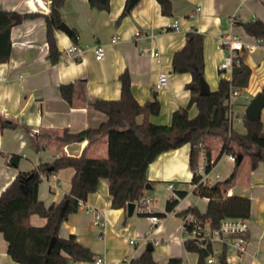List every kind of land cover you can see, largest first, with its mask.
Instances as JSON below:
<instances>
[{"label":"crops","instance_id":"0c3cea01","mask_svg":"<svg viewBox=\"0 0 264 264\" xmlns=\"http://www.w3.org/2000/svg\"><path fill=\"white\" fill-rule=\"evenodd\" d=\"M138 1L127 12L126 0H111L107 9L91 7L88 0H65L60 8L61 16L70 29L76 30L77 36L73 41L70 33L60 29L55 32L60 55L54 64L47 56L49 47L45 41L43 15L24 18L11 28L10 56L8 61L0 63V117L15 122L17 126L0 128V193L19 171H29L40 162L51 163L61 155L78 156L82 152L91 158L106 157L105 135L92 142L84 139L69 143H61L56 135L64 129L78 132L104 122L107 114L87 103L95 98L117 99L120 95L118 76L123 70L128 71L131 91L140 104L153 95L159 99V113L150 116L149 120L170 124L172 112L188 103L190 93L185 85L191 79L189 73L172 71V55L183 46L185 33L192 28L203 35L204 77L210 90L218 86L220 77L230 75L229 72L222 75L217 70L224 56V52L218 49L219 36L230 32L242 37L244 47L239 56L250 68L247 87L239 94L248 102L243 95L252 98L262 91L264 47L258 45L255 51L248 50V46L256 43V37L246 33L239 22L255 18L264 21V0H172V15H163L156 0ZM49 3L50 0H0V8L21 14H46L50 10ZM123 9L126 13L120 17ZM173 21L177 22L176 29L168 26ZM115 35L119 36V41L112 43L110 40ZM98 43L104 48L102 60L94 57V46ZM72 44L81 48L79 55L66 52ZM161 72L168 74V84L156 89L154 84ZM69 82L75 84L72 105L58 89L59 84ZM196 112L195 105H191L189 115L194 116ZM262 115L264 107L260 119ZM262 122L264 131V120ZM233 124L235 126L236 122ZM207 143L211 158L215 159L222 151V144H216L211 138ZM189 150V143H184L163 151L147 167L150 188H145L144 196L153 198L156 186L162 183L166 186L168 182L178 190H186L183 197H177L178 203L171 211L165 210V202L162 207H157L153 199V213L163 214L157 215V224H152L149 215L140 212L138 202H135L131 215H128L127 206L111 207L108 179L99 178L96 189L86 196L78 209L61 220L58 235L67 237L73 234L76 241L102 258L100 264H140L133 260L145 251L148 242L154 240L158 242L152 244V256L157 264H165L172 256H180L183 264H197V254L187 251L183 245L186 236L183 217L176 214L188 206H195L203 212L209 200L193 192ZM11 154L20 156L17 167L7 163ZM218 160L209 171L211 183L219 180L218 174L211 176ZM238 167L226 194L244 195L251 200L247 218L249 229L246 250L237 253L229 245L230 258L227 261L229 264H263L264 165L258 162L251 169L249 156L244 155ZM231 170L225 172L222 180ZM73 174L74 168L65 167L43 176L38 185V198L46 207L57 204L69 192ZM97 212L106 216L102 225L94 223ZM29 222L40 226L45 223V218L32 213ZM146 234L150 239L144 242ZM130 238L135 242L130 244ZM214 246L221 247L217 243ZM0 264H22L8 254L7 241L1 232ZM68 264L97 263L79 261Z\"/></svg>","mask_w":264,"mask_h":264},{"label":"trees","instance_id":"16d2710c","mask_svg":"<svg viewBox=\"0 0 264 264\" xmlns=\"http://www.w3.org/2000/svg\"><path fill=\"white\" fill-rule=\"evenodd\" d=\"M111 0H88L91 7L107 9ZM129 0H126V6ZM163 15H172V0H156ZM65 0H50V10L46 14L39 12L18 13L15 10L0 8V63L6 62L10 56V30L24 18L43 15L46 25V44L48 59L54 64L59 60L60 51L56 45L55 32L63 21L60 8ZM123 9L121 16L125 15ZM18 17V18H17ZM246 33L264 42V21L255 18L240 21ZM76 30L71 29L70 37L76 41ZM203 35L192 28L185 33L183 46L172 55V71L189 73L191 79L185 88L189 90L188 103L172 112L170 124L154 123L149 120L160 110L159 99L155 95L140 104L131 91L130 75L123 70L118 79L120 81V95L117 99L95 98L87 105L103 111L107 119L99 126L85 128L78 132L62 130L56 139L61 143L73 141L88 142L105 135L107 142V156L91 158L82 152L78 156L61 155L51 163L40 162L29 171H19L10 184L0 193V232L7 241V252L14 261L22 264H68L70 262H94V254L87 246L76 241L73 234L67 237L58 235L60 222L68 214L75 212L86 196L96 189L99 178L108 179V190L111 196V207L125 208L129 202H138L144 196L145 185L148 181L146 170L148 165L163 151L189 143L188 164L192 172L190 182L196 184L198 178L194 172L199 144L207 150L210 158L207 169L210 170L224 152L236 154V160L230 174L223 180L211 184L194 186L193 192L207 197L206 209L200 212L195 206H188L177 211L181 217L191 215L199 222H207L209 227L215 228L224 217L249 218L250 199L244 195L226 194L236 175L238 165L244 155L250 159L253 169L262 162L264 165V131L262 119H246L242 115L241 129H237L228 119L231 105L228 101L232 89L242 90L247 87L250 76L248 65L240 61L231 70L230 78L220 77L216 88L208 95L199 94V78L204 75ZM74 82L59 84L60 95L72 103ZM264 91V84L262 87ZM195 105L197 112L189 115V108ZM141 118L138 120V118ZM17 124L9 119L0 117V128L12 127ZM219 137L222 148L215 159L211 158L207 140L209 137ZM236 143L240 150L233 148ZM241 156L238 162V156ZM20 156L11 154L7 163L17 167ZM65 167L74 168L69 192L57 204L48 207L38 198V185L43 176L56 172ZM179 197L186 194V190L176 189ZM178 198H167L165 210L171 211L178 203ZM66 201L63 215L60 209ZM35 213L45 218L40 226L29 222L30 214ZM162 216V213H153ZM147 215V214H144ZM186 230L192 225L184 223ZM185 230V232H186ZM187 233V232H186ZM183 245L187 251L197 254V264H229L226 256L228 245L221 246L216 262L210 263L207 257L212 252V243L202 244L195 238L186 237ZM133 261L140 264H157L152 251L145 250ZM165 264H183L180 256L169 257ZM264 264V263H263Z\"/></svg>","mask_w":264,"mask_h":264},{"label":"built area","instance_id":"2783aa9c","mask_svg":"<svg viewBox=\"0 0 264 264\" xmlns=\"http://www.w3.org/2000/svg\"><path fill=\"white\" fill-rule=\"evenodd\" d=\"M169 27L176 29L177 28V22L173 21L170 24H168ZM242 37L235 33H223L219 36L218 40V49L222 52H224L223 60L217 65V70L220 74H224L225 72H229L231 76V70L232 67L236 64H238L241 59L239 56V52L243 49V42L241 40ZM112 43H117L119 41V36L115 35L112 36L111 40ZM258 45H261L264 47V42L261 38H256V43L254 45L248 46V50L255 51L256 47ZM94 57L97 60H102L104 56V48L102 44H96L94 46ZM80 49L77 44H72L69 48L66 49V52L70 55L77 56L80 54ZM168 84V74L165 72H161L158 74L157 79L155 81L154 87L156 89H160L165 87V85ZM240 90L232 89L230 92V96L228 98V101L231 105V97L235 95H239ZM245 100L248 102L250 101L251 97L248 94L243 95ZM228 120L230 122H242V116H237L233 114L232 109L228 112ZM199 153L197 156V162L196 166L194 168V172L198 178V182L196 184H193L194 186H197L198 184L205 185L210 184L209 180V171L207 169V164L209 161V157L207 155V150L204 148L202 144H199ZM226 153V157L228 161L234 162L236 160V154L232 152H224ZM166 189L169 191V198L170 199H176L177 193L176 188L174 187L173 183L168 182L166 185ZM152 201L153 199L151 197L143 196L139 201L138 204L140 206V212L143 214L149 215V219L152 224H157L159 222V217L155 214H152ZM106 221V216L103 212H97L95 214L94 223L98 225L104 224ZM184 223L191 224L192 228L191 230H186V236L184 239L188 236L190 238H195L198 242L205 244L206 242L212 243V252L207 257V261L210 263L216 262V256L220 253L221 247L216 248L214 246L215 243L220 244L221 246L223 244H227L228 246L231 245L237 253H241L244 250H246V244H247V232L249 229V224L246 218H233V217H224L220 220L219 225L215 228L209 227L207 222H199L196 218H194L191 215H186L183 218V226L185 228ZM149 234V232H148ZM146 234L143 236V240L148 241L150 238ZM183 239V240H184ZM129 243H134V239L130 238ZM151 242V241H150ZM158 241L154 240L152 244H156ZM230 258L229 253L227 252L226 259ZM95 262L97 264H100L102 262V258L100 256H97L95 258Z\"/></svg>","mask_w":264,"mask_h":264},{"label":"water","instance_id":"95a60500","mask_svg":"<svg viewBox=\"0 0 264 264\" xmlns=\"http://www.w3.org/2000/svg\"><path fill=\"white\" fill-rule=\"evenodd\" d=\"M137 2H139V1L138 0H129L127 7H126V11L129 12L136 5ZM19 22H20V19L17 20V23H19ZM58 29L64 31L67 34H69L71 32L70 27L63 21L59 24ZM210 91L211 90H210L207 82L205 81L204 77L201 76L199 78V94L200 95H208L210 93ZM263 107H264V91H260V92L256 93L250 99L248 104L246 105V108L244 111V116L246 117V119H249V120H259L261 110ZM240 159H241V156L239 155L238 156V162H240ZM145 188H150L149 182L146 183ZM65 206H66V201L61 206L60 216L63 215V212L65 210ZM134 208H135V202H129L127 204L128 215L132 214ZM153 247L154 246L152 245V243L148 242L146 244L145 250L152 251Z\"/></svg>","mask_w":264,"mask_h":264},{"label":"rangeland","instance_id":"374dc122","mask_svg":"<svg viewBox=\"0 0 264 264\" xmlns=\"http://www.w3.org/2000/svg\"><path fill=\"white\" fill-rule=\"evenodd\" d=\"M204 77V75H203ZM205 81L207 82L209 88H210V84L209 82L207 81V79L204 77ZM248 104V102H245L243 101L242 97H241V94L239 95H235V96H232L231 97V107H232V111H233V114L236 115H239L241 114V116L243 115L244 111H245V108H246V105ZM262 120H264V115H262ZM236 124H235V127L237 129H241V123L240 122H237L235 121ZM238 123V124H237ZM212 139L213 142H215L216 144H220L222 142V140L219 138V137H209ZM232 145H233V148L235 150H240V148L237 146L236 143L232 142ZM219 164L217 165V167L212 170V173L211 176L215 175V174H218V179L219 180H222V178L224 177L225 175V172L227 170H231L232 166L234 165V162L232 161H228L227 160V157H226V153H223L219 160H218ZM166 186L162 183L158 186H156L157 188V191L155 190L154 193H152V199H154L155 201V205L157 207H162L164 205V202L165 200L168 198L169 194L165 188Z\"/></svg>","mask_w":264,"mask_h":264}]
</instances>
